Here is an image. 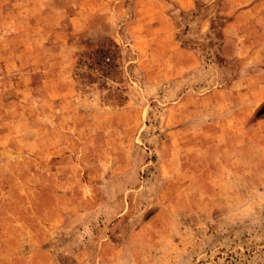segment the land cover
<instances>
[{
	"label": "rangeland",
	"instance_id": "rangeland-1",
	"mask_svg": "<svg viewBox=\"0 0 264 264\" xmlns=\"http://www.w3.org/2000/svg\"><path fill=\"white\" fill-rule=\"evenodd\" d=\"M149 1L0 0V264H264V97L205 134L198 69L138 54ZM161 1L218 52L231 0Z\"/></svg>",
	"mask_w": 264,
	"mask_h": 264
},
{
	"label": "crops",
	"instance_id": "crops-1",
	"mask_svg": "<svg viewBox=\"0 0 264 264\" xmlns=\"http://www.w3.org/2000/svg\"><path fill=\"white\" fill-rule=\"evenodd\" d=\"M148 3L154 10V17L151 18L154 21H149L147 30L140 29L137 33L135 43L140 45L138 54H142L146 45L145 50L150 49L152 56L161 53L167 56L166 64L156 66L158 71L159 66H166L170 72L182 68V74L170 80L171 85L181 82L183 86H188L190 78L185 72L198 69L203 83L198 93L202 104L198 120L205 134L249 136L250 118L264 97V12L261 11L264 0H231L234 9L222 26L224 38L220 49L211 58L190 45L177 43L163 2L150 0ZM184 6H189V3ZM152 41L159 45L154 46ZM154 71L155 67L152 68ZM190 89L182 90L180 99L183 102ZM187 127L184 122L176 130Z\"/></svg>",
	"mask_w": 264,
	"mask_h": 264
}]
</instances>
